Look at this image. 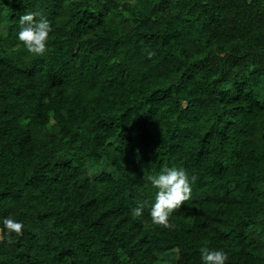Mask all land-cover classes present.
<instances>
[{
    "label": "trees",
    "instance_id": "trees-1",
    "mask_svg": "<svg viewBox=\"0 0 264 264\" xmlns=\"http://www.w3.org/2000/svg\"><path fill=\"white\" fill-rule=\"evenodd\" d=\"M171 167L197 179L165 229L145 175ZM6 217L0 264H264V0H0Z\"/></svg>",
    "mask_w": 264,
    "mask_h": 264
},
{
    "label": "clouds",
    "instance_id": "clouds-1",
    "mask_svg": "<svg viewBox=\"0 0 264 264\" xmlns=\"http://www.w3.org/2000/svg\"><path fill=\"white\" fill-rule=\"evenodd\" d=\"M37 17H40V13L21 15L18 40L33 56H43L48 51L49 37L53 27L48 19L43 17L38 19ZM150 55L152 54L150 53ZM145 179L158 190L150 211L152 223L165 229L174 228L175 226L170 223V216L191 199V185L197 178L195 176L190 178L186 169L171 167L165 168L158 175H145ZM143 207L144 205L141 204L133 210V214L136 217L141 216ZM2 224L0 233L6 229L9 234L22 235V223L6 217ZM200 252L203 264H226L228 260V255L223 250L203 247Z\"/></svg>",
    "mask_w": 264,
    "mask_h": 264
}]
</instances>
